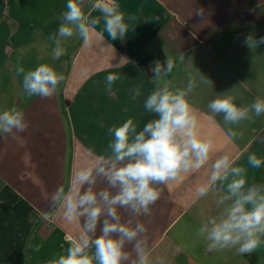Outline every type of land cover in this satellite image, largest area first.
<instances>
[{"label":"crops","instance_id":"0c3cea01","mask_svg":"<svg viewBox=\"0 0 264 264\" xmlns=\"http://www.w3.org/2000/svg\"><path fill=\"white\" fill-rule=\"evenodd\" d=\"M91 2L85 4L89 11ZM117 3L126 14L137 17L123 40H112L105 33L103 41L94 37L84 45L74 35L62 41L66 54L54 61L55 45L49 37L59 27L67 0H0V111L16 107L29 123L24 133L16 134L22 139L0 134V264H46L68 246L67 242L56 245L58 238L79 235L81 221L68 223L60 212L44 221L42 214L49 210L55 190L69 184L72 173L91 166L99 155H110L109 127L132 118L139 131L157 118L143 107L156 85L153 75L139 64L142 56L154 62L161 56L162 64L167 57L174 59L173 72L164 77L173 88H184L188 76L197 72L211 81L202 84L198 80L188 99L197 118L196 131L210 139L212 147L202 168L157 186L163 192L151 215L133 216L120 209L122 222L132 219L133 226L136 222L147 225L144 235L152 264H258L264 244L245 255L235 249L209 252L196 233L202 223L219 217L232 203L217 205L227 194L231 175L212 185L204 197L198 195L197 189L210 183L215 160L228 156L234 167L245 168V189L264 184V165L253 168L248 163L253 153L264 159V115L227 124L222 114L213 116L207 107L218 94L235 96L238 105L264 98V44L252 49L243 44L249 34L264 37V0ZM198 9H203L202 16L196 14ZM17 61L26 71L47 63L63 73L65 80L52 98L28 97L22 76L15 73ZM110 72L121 76L111 94L105 91ZM136 86L142 95L132 101L130 90ZM232 132L237 135L230 138ZM94 187L99 191L109 186L98 177ZM126 251L130 258L125 264H131L136 257L132 244L126 245Z\"/></svg>","mask_w":264,"mask_h":264},{"label":"clouds","instance_id":"9594fccd","mask_svg":"<svg viewBox=\"0 0 264 264\" xmlns=\"http://www.w3.org/2000/svg\"><path fill=\"white\" fill-rule=\"evenodd\" d=\"M86 2L67 0L66 11L59 17V27L49 37L55 45L51 54L54 61L66 54L63 40L76 35L84 45H89L94 37L103 41L105 33L112 40H123L137 19L122 11L117 0H92L91 11L85 7ZM93 11L97 15L93 16ZM196 14L202 16L203 9H198ZM243 44L256 48L264 44V37L256 39L249 34ZM108 47L112 48L110 44ZM184 60L181 54L179 61ZM175 66L174 59L167 57L163 64L157 61L151 69L156 86L147 95L143 107L157 118L149 120L139 131L132 118L120 126L109 127L107 135L112 139L107 149L110 155H99L91 166L77 169L71 174L69 184L58 187L53 193L49 210L41 218L51 221L56 212H60L68 223L81 221L82 229L79 235L65 236L67 248L46 264H125L130 258L127 244H132L136 253L131 264H152L144 235L147 225L136 222L133 226L132 219L122 222L119 210H128L133 216L151 215L152 206L163 192L157 186L168 185L179 180L182 174L202 168L209 160L212 147V141L201 138L196 131L197 118L188 99L198 87V80L202 84H211V81L197 72L195 76H188L184 88H173L171 81L164 77L172 73ZM15 73L22 76V87L28 97L52 98L65 80L63 73L47 63L26 71L17 61ZM120 79L118 73L110 72L105 78V91L111 94ZM130 93V99L136 101L142 89L136 86ZM235 99L230 94H218L207 107L213 116L222 114L227 124L252 121L264 115V98L256 97L249 105H238ZM28 128L24 113L16 107L0 111V134L22 139L16 134ZM236 135L232 132L230 138ZM234 163L228 156L215 160L210 183L197 189L198 195L204 197L217 181H226L229 175L234 177L227 183V194L218 199L217 205L229 200L232 203L225 207L222 215L202 223L196 234L205 241L209 252L235 249L237 254L245 255L264 244V184L254 183L245 189L246 170L234 167ZM248 163L259 168L264 165V159L253 153ZM98 177H103L109 187L95 190ZM98 225L101 227L96 235ZM34 251L38 252L39 247Z\"/></svg>","mask_w":264,"mask_h":264},{"label":"trees","instance_id":"16d2710c","mask_svg":"<svg viewBox=\"0 0 264 264\" xmlns=\"http://www.w3.org/2000/svg\"><path fill=\"white\" fill-rule=\"evenodd\" d=\"M162 57H158V61H160L162 63ZM139 64L142 67V69L148 74V75H153L151 69L155 66V62L153 60V58L151 57H146V56H142L139 60Z\"/></svg>","mask_w":264,"mask_h":264},{"label":"rangeland","instance_id":"374dc122","mask_svg":"<svg viewBox=\"0 0 264 264\" xmlns=\"http://www.w3.org/2000/svg\"><path fill=\"white\" fill-rule=\"evenodd\" d=\"M65 237H60V238H58L57 240H56V245H63V242H65L66 243V241H65V239H64ZM52 243H50V245H51ZM258 257H259V262H258V264H264V253H259L258 254Z\"/></svg>","mask_w":264,"mask_h":264},{"label":"built area","instance_id":"2783aa9c","mask_svg":"<svg viewBox=\"0 0 264 264\" xmlns=\"http://www.w3.org/2000/svg\"><path fill=\"white\" fill-rule=\"evenodd\" d=\"M158 62H160V61H158ZM161 63V62H160ZM162 64V63H161ZM66 236H70V235H66Z\"/></svg>","mask_w":264,"mask_h":264}]
</instances>
